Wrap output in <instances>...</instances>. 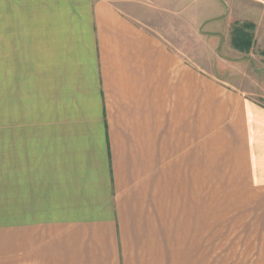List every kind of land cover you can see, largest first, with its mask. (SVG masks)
Returning a JSON list of instances; mask_svg holds the SVG:
<instances>
[{
    "label": "crops",
    "instance_id": "0c3cea01",
    "mask_svg": "<svg viewBox=\"0 0 264 264\" xmlns=\"http://www.w3.org/2000/svg\"><path fill=\"white\" fill-rule=\"evenodd\" d=\"M0 20L44 109L11 152L22 254L0 264H264V56L245 91L189 57L187 32L110 0H0ZM209 206L251 212V254H208Z\"/></svg>",
    "mask_w": 264,
    "mask_h": 264
},
{
    "label": "rangeland",
    "instance_id": "374dc122",
    "mask_svg": "<svg viewBox=\"0 0 264 264\" xmlns=\"http://www.w3.org/2000/svg\"><path fill=\"white\" fill-rule=\"evenodd\" d=\"M110 1L124 12L139 17L150 28L162 31L163 24L168 26L176 42L181 33L187 32V42L192 47L189 57L197 63H205L209 71L215 70V63L219 61L223 73L228 71L229 79L233 74L236 76V87L251 91V51L254 50L256 57L264 56L263 6L243 0ZM223 5L226 11H222ZM221 15L224 16L215 19L217 21L203 24ZM217 25L226 34L207 33L209 27ZM2 28L6 27L0 23V30ZM0 35L4 37L0 41V254H22L8 235L9 227L19 223L16 201L22 191L17 185L14 188L11 152L22 141L24 126L39 122L44 109L41 108L39 82L32 81L33 75L38 76L33 72L35 68L9 65L13 60L8 58L7 35ZM224 42L229 50L217 49L218 44L223 48ZM222 57L225 63L221 62ZM233 62L238 65H232ZM221 182L209 175V204L223 203V194L219 191L223 188L218 186ZM211 208L209 206L208 254H251V218L247 217L249 213L251 217V212L223 210L221 220V211Z\"/></svg>",
    "mask_w": 264,
    "mask_h": 264
}]
</instances>
